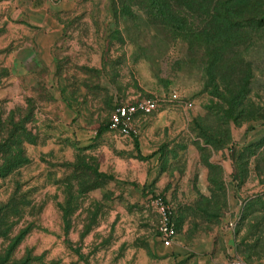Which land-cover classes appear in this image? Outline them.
<instances>
[{"label":"rangeland","instance_id":"rangeland-1","mask_svg":"<svg viewBox=\"0 0 264 264\" xmlns=\"http://www.w3.org/2000/svg\"><path fill=\"white\" fill-rule=\"evenodd\" d=\"M44 1L0 0V120L22 141L0 152V209L20 208L0 248L22 230L20 264H264V29L208 41L203 0Z\"/></svg>","mask_w":264,"mask_h":264},{"label":"trees","instance_id":"trees-1","mask_svg":"<svg viewBox=\"0 0 264 264\" xmlns=\"http://www.w3.org/2000/svg\"><path fill=\"white\" fill-rule=\"evenodd\" d=\"M201 5L205 10H208L207 6L210 5L215 7L210 19V26L214 27L216 33L214 36L210 32L205 33L204 35L208 41H214V37H216L218 41L224 42V39L234 38L236 35H242L246 40L249 39V34H252L254 30L264 29V0H203ZM16 125L11 132L7 133L5 131L6 125L2 124L0 120V152L6 150V148L11 149L12 143V145H15L14 148L19 151L22 150V141H20V135L18 134L19 126ZM4 132H6V136H3ZM21 163L22 161H15L7 170ZM19 214L20 208L16 204H10L0 209L1 236L10 239L14 232L12 231L13 220ZM21 239L22 230L10 241L9 245L0 248V264H20L16 262L15 252L21 243Z\"/></svg>","mask_w":264,"mask_h":264},{"label":"built area","instance_id":"built-area-1","mask_svg":"<svg viewBox=\"0 0 264 264\" xmlns=\"http://www.w3.org/2000/svg\"><path fill=\"white\" fill-rule=\"evenodd\" d=\"M171 96L174 99L178 98V94L176 92H173ZM158 106L159 103L156 99H142L136 104L119 105L112 113L111 127L118 129L123 133H128L131 122L138 112H153L158 108ZM155 207L160 216L159 232L161 241L165 246H171L177 235L172 215L169 212L167 205L161 198L156 199Z\"/></svg>","mask_w":264,"mask_h":264},{"label":"crops","instance_id":"crops-1","mask_svg":"<svg viewBox=\"0 0 264 264\" xmlns=\"http://www.w3.org/2000/svg\"><path fill=\"white\" fill-rule=\"evenodd\" d=\"M30 1H31L30 11H33V12L38 13L37 17H40L41 14H42L41 12L44 10V8L47 6V4H45V1L44 0H30ZM198 244L202 248H205L206 247V249H207L208 246L210 247V244L208 242L206 244L204 242L198 243ZM213 246H214V244H213ZM197 248L200 249L199 247H197ZM202 248H201V250H204ZM216 264H233V262H230L228 259L221 258L220 255L218 254L216 256Z\"/></svg>","mask_w":264,"mask_h":264}]
</instances>
